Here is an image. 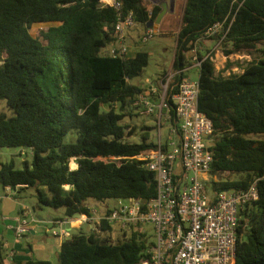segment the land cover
I'll list each match as a JSON object with an SVG mask.
<instances>
[{
    "label": "trees",
    "instance_id": "obj_1",
    "mask_svg": "<svg viewBox=\"0 0 264 264\" xmlns=\"http://www.w3.org/2000/svg\"><path fill=\"white\" fill-rule=\"evenodd\" d=\"M121 1L143 30L161 12L150 0ZM115 21V11L100 8L99 0H0V100L11 111L0 113V149H31V161L21 169L13 160L1 164L0 184L34 189V209H63L65 218H73L92 215L89 200L135 198L146 205L157 195L156 174L138 159L155 147L152 127L132 121L144 115L134 103L146 89L131 81L142 75L150 55L113 56L108 48ZM218 23L221 32L206 37ZM35 24L48 27L33 35ZM224 33L219 49L226 58L260 57L225 76L197 51L198 107L212 122L210 174L217 177L207 186L218 193L260 179L259 199L239 214L235 264H264V0L185 1L177 34L167 32L176 47L166 103L172 106L177 83L187 79L179 72L193 65L190 53L202 39L219 42ZM169 114L173 122L172 108ZM72 130L76 140L67 142ZM99 228L101 233L79 229L63 240L58 264H139L152 245L138 225L117 239L107 222ZM0 264H6L2 244Z\"/></svg>",
    "mask_w": 264,
    "mask_h": 264
},
{
    "label": "built area",
    "instance_id": "obj_2",
    "mask_svg": "<svg viewBox=\"0 0 264 264\" xmlns=\"http://www.w3.org/2000/svg\"><path fill=\"white\" fill-rule=\"evenodd\" d=\"M99 6L112 8L116 13L113 27L115 42L109 46V52L113 56L128 57L129 33L139 28L133 12L126 11L121 0H99ZM221 30L222 25L218 23L204 35L215 36ZM155 34L153 28H147L139 36V42L145 44ZM225 36V33L222 34L221 40L206 54V58L214 63ZM197 51L198 47L192 51L196 54L193 59L196 60L194 64L200 67ZM174 75H166L165 92L162 95L159 88L163 86L164 79L158 86L150 85L134 103L144 115H153L159 109V131L155 147L138 157L156 174V197L146 205L135 198L116 200L117 205L100 218L93 215L99 208H93L92 215L58 219L53 222L56 226L51 231L53 236L66 240L73 235V228L83 225H87L90 232L101 233L99 226L103 221L109 225L116 224L120 232H130L135 225L141 227L151 224L155 240L143 251L139 264H235L239 214L247 204L259 199L260 179L246 189L224 190L209 197L207 184L217 180V177L210 174L213 162L209 151L212 122L199 110L198 81L187 78L178 82L177 91L171 96L172 106L166 103V89ZM154 97L158 100L155 101ZM170 108L174 110L173 122ZM164 109L168 111L164 119L171 123L165 140L161 136ZM27 152L31 154V149H22L21 155ZM29 215H32V210L24 208L23 216L17 220L15 232L18 238H22L30 229L27 219ZM140 231L146 235L145 231Z\"/></svg>",
    "mask_w": 264,
    "mask_h": 264
},
{
    "label": "rangeland",
    "instance_id": "obj_3",
    "mask_svg": "<svg viewBox=\"0 0 264 264\" xmlns=\"http://www.w3.org/2000/svg\"><path fill=\"white\" fill-rule=\"evenodd\" d=\"M161 2V1H159ZM163 24L167 28L166 30L170 33H173L174 35L177 34V27L179 23L181 22V18L177 11L167 13L163 20ZM48 27V24H35L31 28V33L33 35L37 34L40 30L45 29ZM171 34H167V32L163 33H157L155 34V37L150 40L149 42L143 44L138 42L136 51H142L147 52L150 55L149 59V65L144 70L142 75L139 77L134 78L131 82L134 85H137L141 88L148 89L150 85H160V81L164 79L163 86L159 88V92L162 95L165 92V85H166V75H172L173 67L172 63L174 60V53H175V47H176V39L175 36ZM216 44V41L214 39H202L200 41V46L202 47V53H205V48L207 47L208 50H211L214 48ZM200 51V49L198 48ZM191 63H196V60L193 59L196 54L194 52L190 53ZM222 51H220V56L216 60V71L218 73H223V75L228 76V74L231 73H239L242 71V67H244L248 62L251 60L258 59L259 55H232L228 58H224ZM233 64V68L227 70V63ZM186 76L191 81H198L199 78V71L195 67L188 68L186 71ZM167 95V89L165 93V97ZM8 113L10 114L11 111L7 108L6 103L4 100H0V113ZM163 117L161 120V136L163 140L166 139L168 134V129L171 125L170 121H167L164 119V115L168 116V111L164 109L162 111ZM127 122H129L126 119ZM133 123L137 125H147L152 127V130L150 131V141L156 143L158 139V131H159V109L156 110V112L153 115H142V116H134ZM130 123V122H129ZM132 125V123H130ZM76 130H72L65 138L67 142H74L76 140ZM134 140L139 139L138 136H134ZM1 151L9 152L12 158L15 160V166L16 168H22L23 162L25 160L31 161V155L30 152H27L25 155H21L20 148H3L0 149ZM20 152V153H19ZM9 156V155H8ZM10 158V156H9ZM6 159V158H5ZM74 161H71V168L72 164H74ZM224 179H238L240 176H229L228 174H225L223 176ZM1 186V185H0ZM207 193L209 197L213 196V192L211 191V188L207 186ZM21 197L24 199V201L27 203L30 207L36 206V197H35V191L34 189H30L27 193L22 192ZM33 195V197H32ZM88 204L92 208H99L97 212H95L93 215L96 218H100L106 214V211L109 209L114 208L117 205L116 200H108L104 203L97 202L94 200H89ZM48 213L52 215L53 217L61 216V218H65L64 216V210L63 209H52L49 207H43L42 209H36L35 212H33L34 217L44 216L45 218L48 216ZM56 226H52L51 223H43L41 224V229L39 231L38 236L41 237L40 241L44 239L42 244H46L45 246H42L41 243H37V241L34 242L33 236L31 237V245L33 248L34 253V259L35 260H47L50 261L52 264H58V255L60 251V246L55 245L59 241H61L60 238H57L52 235L51 231ZM111 235L113 239H117L122 236V233L119 231L118 226L116 224L111 225ZM141 230L146 232V238L151 243L154 242L155 236H154V227L151 224H144L140 227ZM82 230L87 232L89 230L87 225L82 226ZM72 234H77L79 231L77 229L71 230ZM103 236H109L110 234H102ZM30 241V240H29ZM25 242V241H24ZM47 242V243H46ZM55 244H54V243ZM40 249V250H39ZM43 249V250H41ZM39 250V251H38Z\"/></svg>",
    "mask_w": 264,
    "mask_h": 264
},
{
    "label": "crops",
    "instance_id": "obj_4",
    "mask_svg": "<svg viewBox=\"0 0 264 264\" xmlns=\"http://www.w3.org/2000/svg\"><path fill=\"white\" fill-rule=\"evenodd\" d=\"M184 5H185V0H174L173 7L169 9L167 13L177 11L181 18ZM179 26L180 23L177 27L178 29ZM166 28H167V24L165 26L163 22H161L158 28H154V31L156 32V34L157 33L161 34L163 32H168ZM142 31L143 29L138 28L131 30L129 33L128 45H129V55L131 57H133L137 53L136 48L139 42V36L141 35ZM207 47H204L205 48L204 55H206L207 52L209 51L208 50L209 47L208 48ZM198 48L200 49V52H202L203 49L200 45L198 46ZM219 56H220V51L216 54V59H218ZM191 67H195L199 71V67L196 64H193L189 68ZM8 155L10 156V158ZM11 156L14 157V155H11L9 152L0 150V168H1V164L8 163L12 160L15 162L14 158H12ZM19 188L20 187H17L16 189H11L9 187L4 188L2 185L0 186V244H2L3 255L5 257L6 264H24L26 261L30 259L35 260L33 253L34 251L32 245L30 244L31 237L33 236L34 242L37 241V243H41L42 246H45L46 244H42L44 239L40 241L41 237L38 236L39 231L41 229V224L43 225V223H51L52 226H54L53 222L58 219H61V216L53 217L52 215H50V213H48V216L46 218L44 216H39L37 218L34 217L33 212H35L36 209L34 210V206L33 207L28 206L20 195L22 192L27 193L30 189L18 191ZM24 208H30L32 210V215H29L27 217L30 229L28 233H26L22 238H18L15 232L17 226V220L18 218L23 216ZM73 229L79 230L82 229V226L75 227ZM62 242L63 240L59 241L56 244L54 242L53 243L55 245L61 246Z\"/></svg>",
    "mask_w": 264,
    "mask_h": 264
},
{
    "label": "water",
    "instance_id": "obj_5",
    "mask_svg": "<svg viewBox=\"0 0 264 264\" xmlns=\"http://www.w3.org/2000/svg\"><path fill=\"white\" fill-rule=\"evenodd\" d=\"M153 4H157L161 7V12L159 13L157 19L153 22L150 21L147 25L148 28H158L160 23L162 22L164 16L167 14L168 10L173 7L174 0L168 1L164 0L161 2H158L157 0H150ZM158 31V29H157ZM35 210V209H34Z\"/></svg>",
    "mask_w": 264,
    "mask_h": 264
}]
</instances>
